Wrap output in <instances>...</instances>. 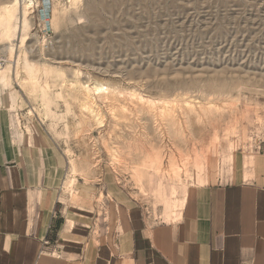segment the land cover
Returning a JSON list of instances; mask_svg holds the SVG:
<instances>
[{"label": "rangeland", "instance_id": "rangeland-1", "mask_svg": "<svg viewBox=\"0 0 264 264\" xmlns=\"http://www.w3.org/2000/svg\"><path fill=\"white\" fill-rule=\"evenodd\" d=\"M32 1L26 29L0 32L5 67L16 59L11 87L0 84V111L52 140L68 160L67 180L112 171L162 205L165 189L181 194L213 173L236 178L263 154L254 141H264V0ZM10 44L14 57L3 51ZM80 83L125 91L116 100L92 94L101 124L82 108ZM132 90L162 99L157 113H140ZM167 98L173 119L161 115ZM209 104L216 110L204 114L199 106ZM204 160L207 182L195 175Z\"/></svg>", "mask_w": 264, "mask_h": 264}, {"label": "crops", "instance_id": "crops-1", "mask_svg": "<svg viewBox=\"0 0 264 264\" xmlns=\"http://www.w3.org/2000/svg\"><path fill=\"white\" fill-rule=\"evenodd\" d=\"M47 141L0 111V264H264V141L236 178L166 187L162 205L112 171L68 192V160ZM194 166L207 182L212 167Z\"/></svg>", "mask_w": 264, "mask_h": 264}, {"label": "bare ground", "instance_id": "bare-ground-1", "mask_svg": "<svg viewBox=\"0 0 264 264\" xmlns=\"http://www.w3.org/2000/svg\"><path fill=\"white\" fill-rule=\"evenodd\" d=\"M118 1L119 0H116L115 3L117 4ZM32 4H33L32 0H27V1L24 0V2H23V0H8V1H3L0 3V32H1L3 37L9 38V36L12 32L14 34H16V33H18V31H20L22 29V27H24V29H26L27 26H29V19H28L27 15H28V12L30 11L31 7H32ZM22 6H24V18L23 19L21 17L20 18L18 17L19 13L21 12V9L23 8ZM91 9H94L93 6H91ZM14 22H16L15 25H14ZM3 51L7 54L8 57H14L15 48L11 44L8 46H5ZM15 62H16V59H14V62H13L14 65H8L7 67L3 68L2 72L0 73V84L3 83L6 87H11L12 81L14 80L13 76H14L15 65H16ZM16 69H17V67H16ZM80 88L82 90L81 91V93H82V99H81L82 108L89 113L90 118H92L93 120L95 119L99 124H101L102 121L99 119V113L97 111V108H96L94 102L92 101L93 99H91L92 94H97L106 100H108V99L112 100V98L114 100H116L115 99V98H117L116 95H118V94L121 95L123 92H125L122 89L114 88L113 86H110V85L105 84V83H93L91 85H87L85 83H83V84L80 83ZM132 92L135 93V91H133V90H132ZM132 92H131V94H133ZM126 94H128V93H126ZM129 94H130V92H129ZM137 94H139V96H137L136 100L138 101L137 106H139L141 109V110H139L140 113L142 112V109L146 111V110H149L148 108H150V110L156 112L154 110V109H156L155 105L159 101L161 102L162 99L152 98V97H149L147 95H144L141 92H139ZM163 101H165V100H163ZM167 101L169 103V99ZM163 104L160 106H164ZM169 104L170 105H168L166 103V106L161 108L162 109L161 115H163V116L166 115L169 118L173 119V116L170 115L173 113V111H172L173 108L171 107V103H169ZM112 105H113V103H112ZM172 105L174 106V104H172ZM199 107L201 108V110L204 114H208V113H214L217 106H215L213 104H209L208 106L201 105ZM182 108H185L188 111H192L194 109V107L190 106V104L188 102L186 104V107L184 106ZM121 109H123V108H121ZM124 112H125V108H124ZM187 115L188 116L186 119L188 121H190V119H192V115H190L189 113ZM158 116H160V115L158 114ZM71 172L72 173L75 172V166L74 165H72V167H71ZM74 183H75V180H73L71 178L68 179V181L66 183V189L70 190L74 186Z\"/></svg>", "mask_w": 264, "mask_h": 264}, {"label": "built area", "instance_id": "built-area-1", "mask_svg": "<svg viewBox=\"0 0 264 264\" xmlns=\"http://www.w3.org/2000/svg\"><path fill=\"white\" fill-rule=\"evenodd\" d=\"M7 63H8L7 58L5 57V55L0 50V69H2L3 67H5L7 65Z\"/></svg>", "mask_w": 264, "mask_h": 264}]
</instances>
